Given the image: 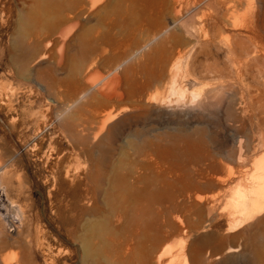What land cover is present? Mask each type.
<instances>
[{"label": "rangeland", "instance_id": "rangeland-1", "mask_svg": "<svg viewBox=\"0 0 264 264\" xmlns=\"http://www.w3.org/2000/svg\"><path fill=\"white\" fill-rule=\"evenodd\" d=\"M39 1L0 0V264H77L78 255L66 253L72 244L56 211L62 216L74 191L86 193L89 151L108 150L110 161H121L134 176L152 160L140 157L127 134L173 130L166 126L176 122L204 130L210 150L223 158L217 176L226 180L179 197L175 204L184 203L183 209L167 204L163 214L162 208L152 263L168 264L182 239L188 252L210 232L226 250L233 243L223 235L236 209L233 189L226 190L239 186L250 194L254 160L264 154V0H244L236 12L245 20L236 26L228 18L230 0H111L69 34L62 58L56 37L69 24L71 0ZM233 38L236 55L229 50ZM81 39L87 45H79ZM237 55L241 68L234 65ZM162 63L165 73L144 88L145 97L158 98L153 105L160 111L140 120L133 105L141 96L127 92L128 80L144 82ZM114 74L124 94L119 106L128 109L100 133L98 117L112 103L99 87ZM94 83L98 87L88 91ZM150 124L163 127H137ZM240 138L243 161L236 157ZM111 178L107 170L104 188ZM167 249L171 253L158 262ZM225 250L207 264H247L240 252ZM250 264H264V252Z\"/></svg>", "mask_w": 264, "mask_h": 264}, {"label": "bare ground", "instance_id": "bare-ground-1", "mask_svg": "<svg viewBox=\"0 0 264 264\" xmlns=\"http://www.w3.org/2000/svg\"><path fill=\"white\" fill-rule=\"evenodd\" d=\"M110 1L71 0L69 4L67 3L65 8L68 9V13L65 16L69 24L64 25L65 27L58 32L56 37L59 44V58L63 57L64 46L69 34L80 26V23L86 21L83 18H86L89 12L99 11L103 3L107 5ZM134 1V5H138L139 0ZM243 2L244 0L229 1L228 18L234 26L241 25L245 20L243 14L236 12L244 6ZM37 3L40 1L36 0V5ZM61 9H63L62 5L57 3L56 12ZM56 18H59L58 14ZM120 22V19L115 21L116 24ZM24 39L25 37L20 35L18 42ZM79 45L83 47L87 43L81 39ZM44 50H46V45ZM229 50L235 55L238 52V43L234 38L229 43ZM238 55L233 58L234 65L241 68L243 60H240ZM165 67L166 63H162L158 68L150 69V75L144 82L128 80L127 92L129 94L138 92L141 96L133 105L139 110L137 116L140 120L147 119L160 111L159 107L153 105L158 98L151 95L145 97L144 88L164 74ZM87 74L88 69L85 68L83 76ZM119 78L114 74L108 82H104L99 87L101 94H105V101L112 103L111 110L103 112L98 117L100 133L105 126L128 109L127 105L119 106L124 95L118 87ZM96 87L98 86L94 83L87 90ZM156 90H159V86ZM191 125L190 122L183 124L176 122L174 126H166L175 127L173 130L160 132L159 130L140 129L128 133L129 140L138 146L137 152L140 157L142 155L146 160H152V162L147 161L146 171L134 174V176L129 175L127 167L121 161H110L108 150L103 151L102 154L89 151L86 193L81 194L74 191L73 200L66 204L62 216L60 215L62 210L56 211L64 226L65 234L72 244L67 247L66 253L69 256L77 254V264H153L152 258L163 230L159 226L162 208L164 209L163 214L168 209L167 204H171L169 208L171 210L183 209L184 203L175 204L179 197L191 198L192 192L201 187L217 186L225 182L226 179L217 176L222 171L223 158H219L210 150L203 135L204 130L199 128L192 130ZM137 127L163 126L150 124ZM99 132L94 134V138ZM236 157L239 161L245 159L244 144L241 138L237 141ZM254 165L257 176L250 188V194L241 192L239 186L226 190L233 189L236 209L229 215L230 219L226 227V232L229 234L223 235V239L224 242L230 241L233 244L225 250L223 242L217 244V234L210 232L193 240L186 252V240L182 239L180 252L172 255L168 264H207L210 255H221L224 250L225 253L240 252L243 260L250 264L252 255L258 256L264 252V154L254 160ZM107 170L112 172V178L108 187L104 188L103 185L108 184ZM196 197L202 199V197ZM236 212L238 216L232 217V214L236 215ZM176 219L180 224L183 223L180 216ZM243 227V230L237 231ZM152 241H154V246L150 245ZM208 249H212L209 256ZM170 253V250H165L157 256V261L159 262L165 254ZM53 264L57 262L54 261Z\"/></svg>", "mask_w": 264, "mask_h": 264}]
</instances>
